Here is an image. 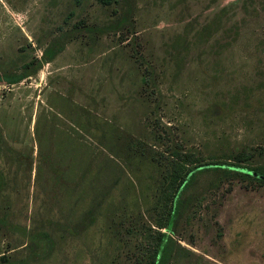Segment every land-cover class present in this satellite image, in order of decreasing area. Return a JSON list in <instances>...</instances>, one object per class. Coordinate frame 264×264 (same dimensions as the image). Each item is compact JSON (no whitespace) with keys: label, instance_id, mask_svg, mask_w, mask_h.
<instances>
[{"label":"rangeland","instance_id":"rangeland-1","mask_svg":"<svg viewBox=\"0 0 264 264\" xmlns=\"http://www.w3.org/2000/svg\"><path fill=\"white\" fill-rule=\"evenodd\" d=\"M127 1L0 0V75L36 66L0 83V264H146L174 153L264 164V0ZM184 198L169 264H264V182Z\"/></svg>","mask_w":264,"mask_h":264},{"label":"trees","instance_id":"trees-1","mask_svg":"<svg viewBox=\"0 0 264 264\" xmlns=\"http://www.w3.org/2000/svg\"><path fill=\"white\" fill-rule=\"evenodd\" d=\"M101 1L109 2L111 0ZM124 2H126V9L114 22L100 26H86L82 24L76 25L75 28H83L92 32L117 31L123 28L129 23L131 11L128 1L124 0ZM70 34L71 32H65L58 38L53 39L43 50L40 59H35V61L28 63V65L34 64L33 62H35L39 67L43 63L50 62L61 52L64 47V42ZM28 65L26 68H29ZM35 69L36 66L31 68V70L27 71L26 69L15 75H0V83H15L21 81L29 75V72H34ZM241 159H243L242 156L233 157V162L223 159L199 161L197 159H188L185 153L182 154L177 151L174 153V158H169L166 163L162 164L163 161H160L158 157L157 162L164 166V172L162 173L159 184V193L162 196L164 204H166L164 210L167 209L163 222H159L158 226L165 229V231H158L156 240L147 256L146 264H169L174 247L176 246V241L172 237L171 232L174 231L177 217L185 202L184 193L196 179L198 174L207 170H222L225 172H234L259 182H264V164L250 167L243 166L241 162L246 161V159Z\"/></svg>","mask_w":264,"mask_h":264}]
</instances>
